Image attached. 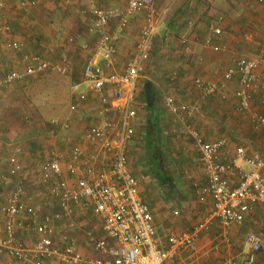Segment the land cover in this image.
<instances>
[{"label":"crops","instance_id":"0c3cea01","mask_svg":"<svg viewBox=\"0 0 264 264\" xmlns=\"http://www.w3.org/2000/svg\"><path fill=\"white\" fill-rule=\"evenodd\" d=\"M128 1L0 0V79L9 71L23 70L27 55L62 66L64 59L67 68L64 74L47 70L10 85H0V183L5 188L12 180L7 174L10 157H16L22 166L14 179L24 181L29 176L37 183L33 172L36 164L55 156L65 166L76 148L86 154L98 149L84 137L86 130L101 120L100 99L82 77V68L100 40L96 32L89 31L91 11L123 10ZM154 5L157 32L145 70L131 93L126 90L124 97L112 102L107 115L120 129L125 115L122 105L130 97V108L136 114L128 120L132 135L126 141L127 166L138 179L140 198L153 215L159 246L169 248L170 234L195 231L196 252L184 251L166 263L240 264L248 252L245 234L254 232L264 237V210L254 206L241 224L228 230L223 227L213 215V198L204 190L208 179L193 139L185 129L191 126L207 141L225 138L220 161L235 163L245 170L248 168L236 155L238 147H244L247 154L259 151L264 155V130L253 124L249 114L235 110L237 78L227 83L225 98H202L193 85L197 77L220 83L223 73L238 58L257 54L264 31V0H155ZM144 19L142 12L128 15L127 27L113 42L116 53L112 67L106 71L122 72L134 56ZM210 25L220 27V35L213 34ZM117 28L118 23L113 20L104 31L113 35ZM207 38L211 39V46L205 45ZM97 66L102 68L101 58ZM147 81L152 83L154 94L151 107L144 95ZM167 96L180 103L197 104L201 113L175 115L165 106ZM251 108L264 115V93L253 97ZM34 121L45 130H41L44 136L26 132V125ZM129 141L132 144L127 145ZM99 155L96 170L102 171L107 167V159ZM261 173L264 175V168ZM39 186L57 205L52 214L39 207L35 209L41 217L50 215L55 246L62 248L72 240L84 258L102 257L88 242L90 234L103 235L99 217L88 207H76L72 214L64 215L45 186ZM11 190L12 185L3 203ZM28 215L25 209L15 218L14 240L22 246L32 244L29 245V230L35 234V241L38 239ZM7 259L5 252H1L0 264ZM46 263L65 264L57 257ZM255 264H264V247L256 255Z\"/></svg>","mask_w":264,"mask_h":264},{"label":"built area","instance_id":"2783aa9c","mask_svg":"<svg viewBox=\"0 0 264 264\" xmlns=\"http://www.w3.org/2000/svg\"><path fill=\"white\" fill-rule=\"evenodd\" d=\"M155 0H129L125 9L94 8L91 11L92 26L90 32H96L100 40L95 50L89 54L83 68L82 77L91 91L100 99L101 120L92 124L85 132V139L98 149L89 154L76 148L71 153V161L65 166L57 157L36 164L34 174L36 182L45 186L49 195L55 198L64 213L70 215L76 207L90 208L101 220L103 235H89L88 242L94 252L102 257L84 258L76 249L72 240L57 248L53 240V227L50 215L40 216L24 201L25 185L20 180L12 186L5 203L0 205V253L9 257L5 264H47L51 257H57L65 264H167L184 251L196 252L195 231L170 234L169 248L162 249L155 237L153 215L148 205L140 198L138 179L129 171L126 156V141L132 130L128 127L129 118L136 113L130 108V97L122 108L125 115L121 119V128L108 117L112 102L120 100L125 91L132 92L135 81L144 72L157 32ZM24 2H21L23 5ZM136 12L144 14V23L140 29L134 56L125 64L122 72H108L112 67L116 48L113 44L128 24V15ZM219 20L221 18H218ZM117 21V32L109 35L104 31L110 21ZM213 34L220 35V27L210 25ZM205 45L211 46L210 38ZM83 49L87 45H82ZM98 58L103 66L98 67ZM62 64L44 60L36 55L24 57V69L9 71L0 79V85H10L27 76L47 70L66 72L65 60ZM237 78L238 89L234 92L237 100L235 110L247 113L253 124L264 130V115L251 108L255 95L264 93V31L261 46L253 57H240L222 75L220 83L207 82L201 77L194 80V87L202 98L211 96L226 97L227 83ZM109 89V92L106 89ZM106 91V92H105ZM120 106V105H118ZM166 108L173 114L186 116L200 114L197 104L177 102L173 96L165 98ZM121 107V106H120ZM58 123L56 120L53 122ZM186 133L193 139L200 161L208 179L205 191L214 202L213 215L228 230L234 224H241L245 214L254 206L264 210V155L259 151L247 154L244 147L236 149L237 158L248 168L243 169L235 163L221 162L220 153L226 144L225 138L204 140L191 126ZM99 154L105 155L107 167L96 170ZM7 174L10 178L20 174L22 166L16 157L7 162ZM236 182H233V180ZM28 210L29 225L38 236L30 246H22L14 240L15 218ZM40 216V217H38ZM248 252L240 264H255L256 255L264 247V237L254 232L245 234Z\"/></svg>","mask_w":264,"mask_h":264},{"label":"rangeland","instance_id":"374dc122","mask_svg":"<svg viewBox=\"0 0 264 264\" xmlns=\"http://www.w3.org/2000/svg\"><path fill=\"white\" fill-rule=\"evenodd\" d=\"M131 127H134V124L131 123ZM24 130L26 132H31L32 136H44V134H41V130L45 132V130L42 129V126L40 125H35V121L32 123H28L25 127ZM135 131V130H134ZM49 132V131H48ZM37 134V135H35ZM50 135V134H48ZM132 144V141H129L127 143V145ZM6 155V154H5ZM34 170V169H33ZM33 179V176H32ZM19 180V178H18ZM17 179L12 178V180H10L8 182V184H6L7 186H9L8 188H5V184L0 183V205L4 202V198L7 194V191L9 192V188L11 187V185L13 186V184L15 182L18 181ZM25 185V201L26 203H28L29 205L32 206L33 209H37L38 207L44 211V212H50V214H52L56 208L57 205L55 204V202H51L50 198L48 197V195L45 193V191H42L43 187L39 186V184L35 183L34 181H32L29 176L24 179V181H22ZM50 201V203H48ZM46 203V204H44ZM30 207V206H28ZM29 245L31 243H34L36 240L35 234L30 232L29 230Z\"/></svg>","mask_w":264,"mask_h":264},{"label":"water","instance_id":"95a60500","mask_svg":"<svg viewBox=\"0 0 264 264\" xmlns=\"http://www.w3.org/2000/svg\"><path fill=\"white\" fill-rule=\"evenodd\" d=\"M144 95H145V101L146 104L151 107L154 104V94L152 90V83L150 81H147L144 84Z\"/></svg>","mask_w":264,"mask_h":264},{"label":"trees","instance_id":"16d2710c","mask_svg":"<svg viewBox=\"0 0 264 264\" xmlns=\"http://www.w3.org/2000/svg\"><path fill=\"white\" fill-rule=\"evenodd\" d=\"M154 44V43H153ZM153 47V46H152ZM133 109V108H132Z\"/></svg>","mask_w":264,"mask_h":264}]
</instances>
